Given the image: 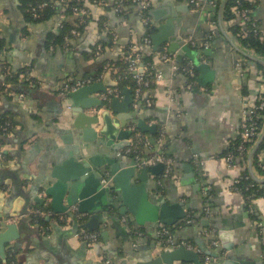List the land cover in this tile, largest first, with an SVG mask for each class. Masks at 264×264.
Segmentation results:
<instances>
[{"label":"crops","instance_id":"1","mask_svg":"<svg viewBox=\"0 0 264 264\" xmlns=\"http://www.w3.org/2000/svg\"><path fill=\"white\" fill-rule=\"evenodd\" d=\"M84 1V6L91 12V21L79 37L60 46L49 43L48 36L51 31H58V22L65 16L63 13L46 21L27 22L18 6L19 0H0V38L4 41L0 48V81L5 79L6 70L25 69L29 73L27 78L21 77V84L12 87L11 93L5 91L0 99V117L8 116L14 123L13 129L5 135L3 157H0V220L25 214L17 222L21 236L6 244V257L8 252L17 251L18 264H119L125 259L130 263L154 255L157 250L152 245L156 242L160 246L157 231L162 224L138 223L131 211L119 217L113 211L120 208L121 198L113 205L111 193L101 194L107 183L103 173L110 174L109 160H113L120 165L113 179L134 167L132 175L125 172L114 182L115 192L119 195L126 182L132 187L144 184L143 192L150 200L183 201L193 206L187 211L196 210V215L204 212L198 220H202L200 225L190 223L192 225L176 230L178 238H194L200 259L204 252L198 242L203 241L207 249L225 259L223 264L229 261V264H264V198L247 203L242 194L233 190V179L241 175L245 165L248 167V161L243 167H234L223 156L238 138L244 107L255 101L260 89L264 88L257 64L231 46L219 23L221 37L216 25L209 47H196L189 42L191 37L202 44L212 32L210 21L216 13L210 5L200 10L194 9L189 0H155L156 4L150 10V26H147L137 13L139 5L131 0H114L113 4L109 0L115 5L112 9L94 0ZM116 7H121L122 11H116ZM156 7H162L157 18L151 14ZM253 17L264 31V0H257ZM224 27L240 44L225 23ZM150 28L153 29L152 43L144 46L146 53H170L168 40L175 36H180L197 51L199 64L187 57L183 59L196 66V80L189 86L190 78L186 74L175 72L170 63H159L163 78L156 81L149 93L154 108L146 111L134 106L133 100L129 113L111 110V115L116 116L120 124L114 125L115 136L110 139L99 132L104 125L102 120L101 124H95L88 119L100 113L101 101L105 107L102 94L113 87L110 82H116L111 72L84 85L100 84L95 86L98 90L76 102L81 105L86 99L95 101L93 106L83 108L80 119L73 117L70 110L73 99L62 94V86L68 79L82 81L86 78V67L93 63V59L86 58V53L93 46H104L103 53L100 51L102 59L116 60ZM157 34L161 36L159 44L154 39ZM28 78H32L31 83H25ZM24 84L64 96L63 114L54 111L52 96L46 97L48 103L27 93L19 97L21 92L14 87ZM105 87L107 89L102 90ZM116 96L123 101L125 94ZM124 117L126 124H122ZM137 118L157 125V144L152 146V134L141 131L133 123ZM136 129L139 131L135 133ZM127 130L132 131L130 135L120 139L119 134ZM137 133L147 140L141 157L155 153L172 157L176 168L174 176L165 175L166 168L162 163L139 166L136 158L125 152ZM127 142L128 145L121 146ZM73 156L74 159L65 164ZM260 159L264 164V150ZM85 160L89 162L86 170L81 169ZM76 181H81L77 195L89 192L85 198L89 203L85 208L81 204L83 198H77L74 205L78 212L88 220L98 213L107 217L92 230L100 233L99 241L93 246L77 237L76 218L64 216L66 220L60 222L68 211L65 210L68 193ZM204 197H208L209 205H205ZM139 203L138 194H133L130 204ZM42 205L48 208L41 212L48 225L30 220ZM206 207L208 214L204 210ZM22 218L29 220L23 222ZM209 228H214V236L219 242L214 248L210 247L209 237L204 234ZM210 264L215 263L211 261Z\"/></svg>","mask_w":264,"mask_h":264},{"label":"water","instance_id":"2","mask_svg":"<svg viewBox=\"0 0 264 264\" xmlns=\"http://www.w3.org/2000/svg\"><path fill=\"white\" fill-rule=\"evenodd\" d=\"M229 0H222L218 12V23L219 27L221 29L222 34L224 37L229 41L231 46L241 55L244 57L254 61L255 63H260L264 65V58L260 57L259 55L243 48L240 44L236 42L235 39H233L227 30L224 27L223 23V11L227 5ZM111 4L114 3V0H110ZM162 8V7H161ZM159 7H156L154 10L151 11V14L157 18V13L160 11ZM157 29H161L160 26H156ZM160 38L161 36L159 34L154 36L155 43L159 44L160 43ZM169 41V47L168 51L170 53H177L178 54V60L180 62L183 61L185 57L191 59L194 63L199 64V60L197 57V51L190 48L189 44L184 41L180 36L173 37L172 40ZM202 66V65H201ZM204 67V65H203ZM110 86H115L117 83L116 82H110ZM100 85V84H93V85H87L84 87H80L77 90L69 92L67 95H69L73 99V104L70 106L71 113L73 117H77L80 119L83 114V108L86 106H93L95 104V101L93 99H86L85 102H83L81 105L76 104L78 99L81 97H84L85 95L91 94L94 91L98 90L95 86ZM108 85V82L106 83V86ZM15 90H19L21 93H27L31 95L34 98L40 99V101L48 103V99L46 97L52 96L54 99V103H52L55 108L54 111L59 112V114H63L64 112V105H63V98L64 96L54 94L50 90H45L42 89L41 87H36V85L30 86V85H20V86H15ZM107 87L103 88L102 90H106ZM125 97L123 101H120L118 96H115L112 101L110 106L103 107L102 101L99 104V108L101 107L100 113L98 112L96 115L89 117L88 121H92V123L99 124L102 120L104 125H102L100 129V133L108 138H113L114 135V125L115 124H120L117 118L113 117L111 115V110L117 112V113H122V112H127L129 113L130 110V105L133 102V93L130 88H125L124 90ZM87 102V103H86ZM49 103H51L49 101ZM119 116V115H118ZM120 117V116H119ZM132 117V116H130ZM134 124L137 125L138 129H140L143 132H148L151 135L150 141L152 144L156 143V139L154 138V134L157 132L158 127L156 124H147L146 121L142 118H137L134 119L133 121ZM76 124L78 125V121H76ZM101 124V123H100ZM122 124H126V118L124 117V122ZM104 126V127H103ZM131 130V129H130ZM127 130V131H122L119 134L120 139L127 138L132 131ZM64 141L66 142L65 138L63 137ZM264 142V127L260 131V134L258 135L256 141L253 143L251 146L248 156H247V161H248V170L251 175V177L257 181L258 183H264V176H259L253 166V161L254 157L259 151L261 145ZM129 143H122L121 146L128 145ZM72 158V159H71ZM70 159H67L65 161V164L67 162H70L71 160L74 159V156L71 157ZM111 163V168H110V174L107 177V183L104 185V189L101 191V194L104 192H109L111 193V198L113 201V205H116L115 202L116 200H120L121 198V206L120 208H117V210L113 211L114 213H118L117 216L121 217L122 215H126L129 211H131L138 223H144L145 221H151V222H160L163 225H167L170 227H173L180 223L187 214V210L190 208H193L188 203H185L183 201H176V202H169L165 198H158L154 200H150L148 197V194L143 192L144 184L142 185H136L133 186L130 185L129 183H125L124 185H119L122 187L119 193L115 192V187H114V182L119 181L118 179L120 176H123L125 172L132 173L134 172V167L131 169H126L125 171H122L116 179H113L112 176L116 175V172L119 168L120 165L115 164L113 160H109ZM89 162L87 160L83 161L81 164V169L83 168L86 170L89 166ZM103 176H105V173H103ZM81 181H76L75 183L72 184L70 187L69 195L67 197V202L68 206H66L65 210H68L72 205H74L77 201V198H83V204L84 208L85 205L89 203L88 200H85L86 197H88L89 192H83V194L77 195V190L78 187L80 186ZM50 191V189H49ZM137 193L140 199V203L138 205H132L130 204V199L133 194ZM100 194V195H101ZM96 198V196L94 197ZM81 209H83L81 207ZM104 210H107V207L103 208ZM82 211V210H81ZM68 212V211H67ZM71 217L75 218V214L68 212ZM112 214H109V217H111ZM107 220V217H105L104 214L98 213V214H93L89 220H87L84 225L89 229V230H95L98 228L102 223H104ZM78 222V227L80 225L79 221ZM21 236L20 230L18 227L17 223H11L8 225L7 229L4 230L3 232H0V255L2 258L6 257V244L9 243L12 240L18 239ZM86 243V242H85ZM86 245H88L86 243ZM198 246L200 247V250L203 251L207 255H212V262L215 264H223L225 259H222L219 257L218 253H212L209 249H207L206 245H204L203 241L198 242ZM154 250H157V252L149 257L148 259H138L131 261L130 263L125 259L119 264H201V259H200V254L196 250H190L187 249L184 246H179V247H163V246H158V244L155 242L152 245ZM230 257V255H228ZM227 257V258H228ZM231 258V257H230ZM217 259V260H216ZM230 263V261H229ZM226 263V264H229Z\"/></svg>","mask_w":264,"mask_h":264},{"label":"trees","instance_id":"3","mask_svg":"<svg viewBox=\"0 0 264 264\" xmlns=\"http://www.w3.org/2000/svg\"><path fill=\"white\" fill-rule=\"evenodd\" d=\"M98 3H101L103 6H105L106 8L112 9L113 6L115 5H111L109 0H105L106 2H108V5H105L101 2V0H94ZM132 1V0H131ZM243 6H246L248 8H250L251 11V20L256 22V26H253L252 23L250 22L248 24V26L246 27V34L240 35L241 34V26L238 25L237 23L233 22V18L235 17L234 14V10H233V6L237 3V0H229L224 11H223V20L224 23L228 29V31L232 34V36H235L238 40V42L240 43V45L259 55L260 57L264 58V31L261 30L260 28V24L259 21H257L254 17H253V11L254 8L257 4V0L255 1H251V0H240ZM41 2H47L48 4L42 8L38 9V15L34 14L33 11V7L38 6L39 3ZM84 0H69L67 2L65 1H61V0H19V8L21 9V11L24 13L25 19L27 22H41V21H46L50 18H52L53 16H55L57 13H63L65 16L61 21V26L58 27V31H51V33L49 34L48 38H49V43H52L54 45H60L63 46L64 44L68 43V41H71V38H75V36L72 34V30L75 29L77 31H79L81 34L85 31L86 26L89 24V22L91 21V18H89V16H80V15H75V13L73 12V6L74 5H84ZM222 0H215V3H213L212 5H210L209 8L213 9V11H215V15L212 17L213 20L216 21L217 24V30L218 33L220 34L221 37V32L219 30L218 27V12H219V8H220V4H221ZM123 8L125 7V3L122 4ZM209 9V10H211ZM125 10V9H124ZM101 22H103V19L101 18L100 20ZM101 28L103 29L105 26L103 25V23L100 25ZM153 32V29L150 28L148 30L147 34H150ZM210 33V32H209ZM68 38V39H67ZM3 39L0 38V48L3 47ZM102 47V52L104 50V46ZM98 51V46H93L92 50L90 52L86 53V58L88 60H92L93 59V63H91L90 65H88L86 67V79L90 78L91 81H95L96 79H98L99 77H101L104 73L106 72H111L113 78L116 80L117 84L115 86H113V88L116 89V93L117 94H122L125 90V88H130L132 90L133 96L135 93L136 88L138 87V82L136 81V79L133 77V73L128 71L127 67L129 65V60H128V54L130 52V45L129 47L124 51V55L121 58H118L116 60H110L108 58H101V53H97ZM154 53H146L144 54L143 57V62L144 63H148V62H154L153 59ZM182 64H185L186 61H182ZM258 68L260 69V74L262 76V79L260 80L261 84L264 83V65L260 64V63H256ZM118 68V69H116ZM195 71L196 70V66H195ZM27 71L25 69H19V71H9L6 70V72L4 71V76L5 79L0 81V99L2 98V96L5 94V91H8L9 93L12 92V87L14 85L17 84H21V77L24 76L27 78V75L29 73H26ZM31 79L32 78H28L25 83H31ZM196 80V79H195ZM67 81L72 82V79H68ZM191 81V79L189 80ZM155 81L152 82L148 87L143 86L142 90L143 95L141 97V99H138L139 101V106L146 110V111H151L154 107V104H152L151 106H148L146 104V96L150 95L149 93L151 92L152 88L155 85ZM151 96V95H150ZM115 97V94L110 96V99L105 101V105L106 106H110L111 105V101L112 99ZM258 97H262L264 99V92H260L258 94ZM153 99V98H152ZM262 118L259 119V123H260V131L262 130V128L264 127V110L260 112ZM5 123H10L9 126V130L13 129V121L10 117L8 116H1L0 117V125H4ZM139 130L136 129L135 133L138 132ZM2 131L0 130V140L3 143L5 141V135L1 134ZM134 133V134H135ZM146 134V133H144ZM159 128L157 130V132L154 134V138L157 139V137L159 136ZM239 143V139L237 138L235 143L231 146L230 149H228L225 153H223V156L225 157L227 153L229 152H234L235 154L237 153L236 146ZM157 144V143H155ZM154 144V145H155ZM253 145V141L248 143V148H251V146ZM138 149L136 151H133L131 153V155L133 157H135L136 154H139L140 156L143 157L144 153V148L145 146L143 144H138ZM153 146V144H152ZM164 152V149H161ZM264 150V142L261 145L259 151L257 152V154L254 157V161H253V165H254V169L256 171V173L259 176H264V169L261 165V160H260V156L261 153ZM247 156L248 153L246 154V156L243 157V159L241 160L242 165L244 166L245 162L247 161ZM176 171V168H174L173 172L168 176L171 177L174 175ZM234 191L239 192L240 194H242V196L244 197V200L247 203H252L254 200L258 199V198H264V183H258L257 181H255L248 170V167L245 165L244 169L241 171V175L239 177V181L238 183H236L233 187ZM204 202L205 205H209V201H208V197H204ZM48 210V208L44 205L42 206H38V209L30 216V220L34 223H38L39 225H48V223H46V218L44 216L41 215L42 211H46ZM196 210H190L189 213L191 214V217L195 220H199L201 218V216L204 215V212H201V215H196L195 213ZM70 214H67V216H69ZM75 218L77 219L76 215H74ZM66 217V216H65ZM66 219L63 217V220L60 219V222L63 223ZM88 220V218L86 216H82L79 219V222H82L83 227L87 228L84 223ZM202 221V220H201ZM201 221H197V224L200 225ZM192 225V224H185V221H181L180 223H178L177 225L172 227V232H174L176 234V230L179 228V225ZM88 229V228H87ZM177 237V236H176ZM189 241H191L193 244L195 243L194 238L192 239H187ZM263 250H264V244H263ZM15 253V254H14ZM14 253L10 254L8 252V255L5 259H3L2 257H0V264H18L16 257H17V251H14ZM205 253H203V256L201 258V264L205 263V259H204Z\"/></svg>","mask_w":264,"mask_h":264},{"label":"built area","instance_id":"4","mask_svg":"<svg viewBox=\"0 0 264 264\" xmlns=\"http://www.w3.org/2000/svg\"><path fill=\"white\" fill-rule=\"evenodd\" d=\"M61 1H69V0H61ZM134 3L139 5L138 14L141 16L143 22L145 25L150 26V10L152 7L156 4L155 0H132ZM255 1V0H251ZM101 2L105 5H108L109 3L105 0H101ZM189 3L194 7V9H203L205 6L212 5L215 3V0H189ZM47 2H41L38 4V6L33 7V11L35 15H38V9L46 6ZM116 11L121 12V7H116ZM235 17L233 18V22L237 23L241 26V34H246V27L251 22L253 26H256V22L251 20V9L243 6L240 0H237V3L233 6ZM73 12L80 16H89L91 15L90 10L85 7L84 5H74L73 6ZM212 25V32H210L206 40L202 44H198L193 38H189V42L193 46L196 47H209L212 39L214 38V35L216 33V21L211 20ZM58 25L61 26V22H58ZM72 34L74 36L79 37L81 33L75 29L72 30ZM68 39V38H67ZM152 39L150 34H145L139 41H134L130 44V52L128 54V60L129 65L127 67L128 71L133 73V77L138 82V87L135 90L134 93V106H139L138 99H141L143 95L142 87L146 86L148 87L152 82H156L158 80H161L163 78V71L158 67L159 63H170L174 69L175 72H182L186 74L191 81L189 82V86L193 85L195 82L196 77V71H195V65L192 62H186L185 64H182L177 59V53H168L167 51H161L154 53L153 59L154 62H143V57L145 54L144 46L151 45ZM102 47L101 45H98V51L99 54ZM118 69V68H116ZM90 78H85L82 81H65L62 86V94L67 95L69 92L79 89L80 87L84 86L85 84L91 83ZM260 92H264V88L260 89ZM116 93V89L111 87L108 88L105 93L102 94V99L104 101H107L110 99V96ZM24 94L20 93L19 97H23ZM146 104L148 106H151L153 104V99L150 95L146 96ZM264 110V99L262 97H257V99L244 107L242 111V119L240 124V129L238 132V139L239 143L236 146L237 153L229 152L226 154L225 159L228 162L229 165H232L234 167H243L241 160L244 156L249 152L250 148H248V143H253L256 141L258 135L260 134V123L259 119L262 118L261 111ZM9 126L10 123H5L4 125H0V130L2 131V135H6L9 132ZM138 144H147V140L145 137H143L140 133H137L135 135V141L131 142V146L126 149L125 152L132 153L133 151H136L138 149ZM3 143L0 140V157H3V149H2ZM135 158L137 160V163L139 166H149V165H155L158 163H162L165 165V175L169 176L175 167V160L172 157L165 156L163 154L155 153L151 155L150 157L147 156L145 158H142L139 154L135 155ZM261 160V159H260ZM261 165L264 169V164L261 160ZM109 175H105L104 182L108 181L107 177ZM174 176V175H173ZM172 177V176H171ZM239 177H236L233 179V182L231 184V187L233 188L236 183L239 181ZM205 212L208 214L209 208L206 207ZM68 212L74 213L77 217V220L84 216L83 214L79 213L77 210V205H73L68 209ZM68 212H66L64 216H67ZM24 215H21L19 217H24ZM19 217L11 216L7 217L5 219L0 220V230L3 229L6 225H9L11 223H17ZM185 221V224L195 223L198 220H195L191 217V214L189 211H187L186 217L182 220ZM79 231L77 232V237H79L82 241L86 242L88 246L95 245L100 238V233L98 231H92L89 230L82 225V222H79ZM183 225H179V227H182ZM215 230L214 228H209L204 230V234L209 237V244L211 248H214L219 245L218 239L214 236ZM157 237L159 239V245L163 247H179L184 246L187 249L190 250H196L199 251L198 247L193 244L191 241L183 238L176 237V234L172 232V227L167 225H161L158 228L157 231ZM212 251V249H209ZM213 256L205 254V263L204 264H210L212 261Z\"/></svg>","mask_w":264,"mask_h":264},{"label":"rangeland","instance_id":"5","mask_svg":"<svg viewBox=\"0 0 264 264\" xmlns=\"http://www.w3.org/2000/svg\"><path fill=\"white\" fill-rule=\"evenodd\" d=\"M23 222H27L29 219L28 218H22L21 219Z\"/></svg>","mask_w":264,"mask_h":264}]
</instances>
